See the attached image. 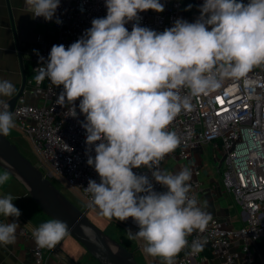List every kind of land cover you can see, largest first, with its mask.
I'll return each mask as SVG.
<instances>
[{"label": "clouds", "instance_id": "obj_1", "mask_svg": "<svg viewBox=\"0 0 264 264\" xmlns=\"http://www.w3.org/2000/svg\"><path fill=\"white\" fill-rule=\"evenodd\" d=\"M61 0H24L22 14L61 24L56 16ZM106 16L93 18L91 27L69 46L53 45L47 59L34 50L41 67L35 82L45 78L60 87L56 104L71 117L85 119L87 165L100 177L89 179L88 207L108 220L132 218L138 231L127 230L129 240L143 241L142 252L177 264L186 248L189 255L204 250V243L188 237L203 233L213 216L190 196L188 168L168 173L161 161L181 144L169 126L182 111H191V98L216 91L226 79L246 78L264 66V0H204L195 22L178 18L159 32L141 26L140 13L165 10L160 0H105ZM188 5L185 10H190ZM83 11V8L81 9ZM132 23L131 31L126 25ZM247 83V80H245ZM185 90L186 93H185ZM16 91L9 79H0V135L15 127L8 99ZM64 151H72L64 144ZM94 150L95 156L89 153ZM147 168V174L133 169ZM0 173V186L10 180ZM166 191L158 192L154 183ZM11 194L0 196V216L16 218L0 223V245L16 241L21 215ZM94 241L92 230L80 225ZM67 222L51 219L32 230L36 245L54 249L68 234Z\"/></svg>", "mask_w": 264, "mask_h": 264}, {"label": "built area", "instance_id": "obj_2", "mask_svg": "<svg viewBox=\"0 0 264 264\" xmlns=\"http://www.w3.org/2000/svg\"><path fill=\"white\" fill-rule=\"evenodd\" d=\"M160 2L165 5L163 12L147 10L139 14L141 26L162 32L172 27L178 18L195 22L200 15L199 6L204 0ZM243 2L247 3L248 0ZM188 5H192L191 9L185 10ZM106 13L105 0H61L56 14L61 24L55 22V17L52 21L36 18V21L45 25L46 30L37 35L36 43L28 52L35 75L36 68L42 65L38 63L39 58L34 50L47 59L53 45L69 46L91 27L93 18L104 17ZM132 23L126 25L129 31ZM35 75L32 80L25 82L15 104H9L10 111L14 113L15 126L31 139L39 157V163L35 165L42 170L43 175L50 179L58 176L89 204L91 195L84 188L89 179L99 183L100 177L93 167L87 165L86 131L80 124L85 117L79 112V100L75 102L78 116L73 118L67 106L56 104L62 86L52 85L47 78L37 85ZM28 89L34 93V100L29 98ZM191 103L192 110L182 111L169 126L170 131H175L181 137V144L161 161L159 168L163 170L164 161L170 157L189 159L192 149L212 143L224 156L223 182L241 207L245 225L230 228L219 217L213 216L203 233L194 231L188 237L189 244L193 240L203 242L204 249L210 250L211 256L202 252L189 255V249L186 248L175 258L177 264H256L255 248L264 240V66L254 68L246 78L226 79L220 89L192 97ZM64 144L73 150H62ZM89 154L94 157V150ZM133 171L147 174L151 179V172L147 168ZM193 172L195 176L189 181L192 186L189 195L195 196L199 202L201 182L198 175L201 169L195 167ZM153 183L156 191L167 190ZM112 221L134 232L139 230L131 217L126 221ZM0 223L5 222L0 218ZM32 230L22 226L17 228L16 233L31 240L32 264H46L48 249L36 245Z\"/></svg>", "mask_w": 264, "mask_h": 264}, {"label": "crops", "instance_id": "obj_3", "mask_svg": "<svg viewBox=\"0 0 264 264\" xmlns=\"http://www.w3.org/2000/svg\"><path fill=\"white\" fill-rule=\"evenodd\" d=\"M24 0H0V79H9L15 84L16 91L10 98L11 101L21 91L25 82L32 80L35 75L33 62L28 57V52L36 43L37 35L44 33L46 27L32 18L31 13L22 14ZM30 91V89H28ZM34 93L29 92V98L34 100ZM225 160L222 152L212 143L201 144L192 149L189 159H166L163 171L168 173L179 172L188 168L192 177L193 169L198 167L201 173L198 178L201 182L199 195L200 207L210 212L212 216L219 217L230 228H239L245 225L240 215L238 204L234 196L223 182ZM10 176V180L0 186V196L11 194L14 205L20 209L21 215L17 222L19 227L34 229L36 221L46 222L51 220L38 207L27 189L17 179ZM5 223L16 218L0 216ZM64 240V239H63ZM63 240L54 248L47 250L46 264H89L85 248L77 243H63ZM32 242L29 238L16 233L14 244L0 245V264H32ZM140 247L143 244L140 243ZM256 264H264V240L255 248ZM148 258V257H147ZM152 263L161 261L160 257H151Z\"/></svg>", "mask_w": 264, "mask_h": 264}, {"label": "water", "instance_id": "obj_4", "mask_svg": "<svg viewBox=\"0 0 264 264\" xmlns=\"http://www.w3.org/2000/svg\"><path fill=\"white\" fill-rule=\"evenodd\" d=\"M21 92L8 101L11 106L15 104ZM0 167L24 185L48 217L67 222L69 235L79 241L99 264H140L134 251L111 238L94 223L86 214V210L80 209L69 200L52 180L44 176L42 170L21 152L16 143L3 135H0ZM81 224L92 230L94 241L81 232Z\"/></svg>", "mask_w": 264, "mask_h": 264}, {"label": "rangeland", "instance_id": "obj_5", "mask_svg": "<svg viewBox=\"0 0 264 264\" xmlns=\"http://www.w3.org/2000/svg\"><path fill=\"white\" fill-rule=\"evenodd\" d=\"M10 140L14 143H16L21 150V152L27 156L34 164L39 163V157L36 154L31 139L25 135L23 130L18 127H14L10 130V133L8 135ZM5 170L0 167V173H3ZM13 177V176H12ZM15 179V178H13ZM16 180V179H15ZM52 182L56 187L60 189V191L69 199L71 200L77 207H79L82 210H86V214L88 217L96 223L98 226H100L111 238L121 243V240H123L125 243L129 245L130 248L134 250L136 259L140 264H153L151 256H148L142 252V247H140V243L143 244L144 242L141 240H129L127 238V230H129L128 227L124 225H118L117 223L113 222L112 220H108L107 218H104L98 214V210H93L88 208V202L86 199L73 190L71 187H69L67 184L64 183L62 179H60L58 176H53L51 178ZM17 181V180H16ZM240 208V215L242 212L241 207ZM43 221H36L32 224L34 228L38 227ZM133 231V230H132ZM134 232V231H133ZM75 242L77 245H82L79 241H77L75 238H73L71 235H67L63 243H71ZM83 246V245H82ZM84 247V246H83ZM85 248V247H84ZM86 251V258L89 262V264H99L98 261L87 251ZM148 257V258H147Z\"/></svg>", "mask_w": 264, "mask_h": 264}, {"label": "trees", "instance_id": "obj_6", "mask_svg": "<svg viewBox=\"0 0 264 264\" xmlns=\"http://www.w3.org/2000/svg\"><path fill=\"white\" fill-rule=\"evenodd\" d=\"M39 207V206H38ZM44 213V212H43ZM45 214V213H44ZM46 215V214H45ZM47 216V215H46ZM51 219V218H50ZM117 226H118V224H117ZM121 243L123 244V245H125L126 247H128L130 250H132V251H134L132 248H130L129 247V245L127 244V243H125L123 240H121ZM202 253L203 254H207V255H209V256H211V252H210V250H208V249H204L203 251H202Z\"/></svg>", "mask_w": 264, "mask_h": 264}]
</instances>
